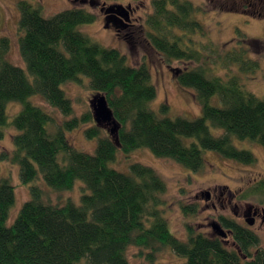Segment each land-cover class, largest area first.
<instances>
[{
    "label": "trees",
    "instance_id": "1",
    "mask_svg": "<svg viewBox=\"0 0 264 264\" xmlns=\"http://www.w3.org/2000/svg\"><path fill=\"white\" fill-rule=\"evenodd\" d=\"M104 1L118 2L106 8V23L135 46L139 35L121 17L129 19L124 0ZM212 2V10L264 19V0ZM18 8L19 46L26 68L8 57L12 41L2 34L0 12V140L10 124L8 103L23 104L12 121L19 131L13 136L15 149H0V160L18 163L25 184L42 178L52 189L63 191L82 180L90 192H84L81 204L72 200L61 204L45 200L41 186L32 185V198L8 226L16 192L8 178H1L0 264H146L130 261L132 245L150 263L170 246L185 258L183 264H264L262 238L253 228L221 215L228 237L188 225V237L181 239L172 233L165 216L167 184L158 171L142 162L131 163L130 172L110 165L120 151L130 154L144 147L193 171L205 167V150L256 163L254 152L238 147L235 139L264 147V98L247 89L243 80V74L259 70L260 60L253 55H264V39L239 31L225 45H216L206 40L208 27L196 17L208 10L206 5L194 0H151L152 10L140 27L144 40L168 62L185 64L173 68L174 77L196 93L202 107V115L193 119L171 117L169 103H163L160 112L151 107L158 89L146 61L131 64L120 49L105 46L80 29L97 20L95 12L75 6L45 16L42 6L29 0H19ZM222 68L228 70L226 75L217 72ZM84 77L89 78L94 96H106L118 124L113 133L108 123L96 122L93 109L59 124L30 100L40 95L71 116L74 105L63 85L82 84ZM216 95L220 105L212 102ZM86 123H93L85 133L97 139L94 153L78 149L66 134ZM211 125L224 129V134L212 133ZM261 196L264 180L243 195ZM183 210L196 213L198 205H183Z\"/></svg>",
    "mask_w": 264,
    "mask_h": 264
},
{
    "label": "rangeland",
    "instance_id": "2",
    "mask_svg": "<svg viewBox=\"0 0 264 264\" xmlns=\"http://www.w3.org/2000/svg\"><path fill=\"white\" fill-rule=\"evenodd\" d=\"M19 0H0V12L2 14L3 26L2 34L11 38L12 47L8 57L14 64L26 68L19 46L18 20L20 11ZM35 4H40L45 16H52L59 11L83 6L97 14V20L93 23L83 24L80 29L92 36L96 41L105 46L120 49L128 56L131 64H139L146 61L152 71L153 82L157 86V97L151 102V107L157 112L161 111V105L169 103L168 115L171 117L196 118L202 115V107L197 101L196 93L192 89L181 86L174 77L173 68L185 66L182 62H168L159 52L144 40V34L140 27L144 22L146 14L151 12V0L135 1L124 0L123 4L129 14V19L121 16L130 25L131 30L139 35L138 41L135 37V46L121 38L114 27L106 23V8L118 2L104 0H29ZM196 4H204L208 10L197 12V19L208 27L206 40L223 46L228 41L237 37L239 31L251 38L264 39V19L256 18L243 12L212 10V0H194ZM123 33H127L123 30ZM230 48V47H228ZM260 60L259 70L252 75L243 74V80L247 89L264 98V55L257 56ZM190 66V64H187ZM221 75H226L227 69H218ZM84 82H69L63 85L67 95L72 99L74 112L71 116H65L61 111L52 107L42 96L33 95L30 100L51 113L57 123L73 116L92 110V101L95 99L94 92L89 87V78L84 77ZM214 104L220 105L218 95L212 98ZM20 102H9L7 113L9 125L5 127L6 135L0 140V149L14 151L15 145L13 136L19 131L12 125L16 114L22 109ZM94 111V110H93ZM93 123H86L80 128L66 131L69 140L78 149L94 153L97 147V139L89 138L85 133L87 127ZM52 129L56 125L51 126ZM105 128V127H104ZM106 130V129H104ZM211 131L219 136L225 130L211 125ZM108 132V131H107ZM190 143L193 139H187ZM235 144L240 148L252 150L257 156L254 164H245L234 159L225 158L217 151L205 150L206 164L203 170L193 171L170 158H159L155 156L149 148H138L130 154L122 151L118 153V158L110 165L124 172H130V164L142 162L152 166L163 177L167 184V190L163 194L165 216L168 219L169 227L173 234L181 239L188 237V225L195 227L204 233L210 234L213 231V223L221 222L220 216L224 215L235 218L240 223L253 228L262 238L264 245V224L256 220L254 225H249L246 218L251 214L255 215L256 210L264 207V196L254 199L244 198L243 195L252 187L264 180V147L256 142L235 139ZM8 178L15 186L16 200L11 208L7 225L11 226L19 215L24 203L32 198V185H40L44 191V199L54 203H66L72 200L76 204H81V197L86 190L82 180H77L73 189L58 191L52 189L41 178L30 184H25L21 177L20 165L9 161L0 160V179ZM211 191V197L207 199L206 191ZM232 193V194H231ZM183 205H198L196 213L186 214ZM232 240V239H231ZM230 240V241H231ZM141 250L137 246L128 248V257L132 263L146 262V264H183L185 258L178 256L170 246L163 247L158 253V260L155 263L146 261L139 256ZM85 264V261L83 262Z\"/></svg>",
    "mask_w": 264,
    "mask_h": 264
},
{
    "label": "water",
    "instance_id": "3",
    "mask_svg": "<svg viewBox=\"0 0 264 264\" xmlns=\"http://www.w3.org/2000/svg\"><path fill=\"white\" fill-rule=\"evenodd\" d=\"M92 107L94 110V115L97 123H108L112 126V133L116 130L117 121L114 117V113L112 108L109 106L107 98L105 95H96L95 99L92 101ZM207 199L211 197V191H206ZM246 221L249 225H254L256 223V219L253 215H249L246 218ZM213 229L222 237H228V231L222 226L220 222L213 223Z\"/></svg>",
    "mask_w": 264,
    "mask_h": 264
},
{
    "label": "flooded vegetation",
    "instance_id": "4",
    "mask_svg": "<svg viewBox=\"0 0 264 264\" xmlns=\"http://www.w3.org/2000/svg\"><path fill=\"white\" fill-rule=\"evenodd\" d=\"M255 219L257 220V217H258V220H260V223H263L264 224V207L261 208L260 210H256L255 212Z\"/></svg>",
    "mask_w": 264,
    "mask_h": 264
}]
</instances>
